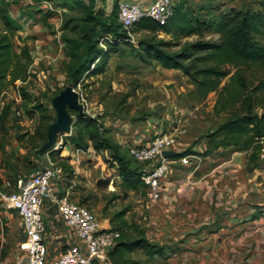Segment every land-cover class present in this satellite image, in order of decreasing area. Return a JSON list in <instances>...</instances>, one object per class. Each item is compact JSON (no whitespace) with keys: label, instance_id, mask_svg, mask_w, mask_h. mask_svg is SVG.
Returning a JSON list of instances; mask_svg holds the SVG:
<instances>
[{"label":"rangeland","instance_id":"1","mask_svg":"<svg viewBox=\"0 0 264 264\" xmlns=\"http://www.w3.org/2000/svg\"><path fill=\"white\" fill-rule=\"evenodd\" d=\"M2 1L0 0V3ZM7 1L11 6L10 12L17 18L20 27L14 32L15 49L22 58V64H27V80H17L4 94V101L12 107L4 120L0 119V188L11 192L16 188V180L29 176L39 166V159L34 158V150L41 140H32V135L36 133L42 120L38 111L29 112V109L40 103L46 106L57 91L71 83L67 73L72 59L70 52L74 50L81 54L84 51L79 43L82 41V4L87 0H81L80 3L69 0ZM184 1L194 15L200 16L201 19L212 17L219 12H227L232 7H261L264 3V0ZM101 7L109 13L114 8V2L107 4L99 0L97 8ZM135 38L136 47L142 39L157 38L170 41L168 49L178 52L184 46L197 41L216 40L219 34L205 27L199 34L185 37L137 30ZM256 38L264 45V28L256 34ZM124 47V51L110 56L104 74L85 78L75 87L87 111L93 115L99 114L100 120L109 129L115 141H123L128 157H131L129 147L137 143L130 139L131 132L126 134L120 129L135 128L143 142L160 132L173 133L181 151H205L210 134L236 113L244 96L240 94V101L227 103L226 109L222 107V103L226 101L228 93L224 94L221 101L218 92H212L205 99H199L195 94L194 85L183 71L165 68L157 62L147 63L135 56L128 46ZM228 67L232 72L236 71V68ZM241 70L247 76L249 85L253 82L254 85L257 84V80H254L258 76L257 65ZM230 81L227 77L222 85ZM236 84L237 82L231 84V91L235 89ZM22 89L26 91V97ZM254 102L257 105L256 110L263 113L264 94L258 93ZM3 104L4 102L1 103ZM46 114V123L53 122L56 110L49 108ZM71 115L72 131L76 115L73 112ZM116 132L127 136L124 140L117 138ZM60 139L58 146L65 144L66 136ZM220 149L214 154H234L225 148ZM250 153L252 151L242 153L247 159L243 176L247 191H250L249 196L244 197L235 208L232 205H221L220 208L217 207L218 210L211 209L212 214L217 215L215 220L221 219L220 223L227 217L235 222L228 226L216 223L207 227L203 233L188 235L187 241L169 244L177 257L168 255L153 259L143 250H138L131 256L140 264H263L264 163L260 159L250 161ZM43 157L45 158V155ZM109 158L107 151L99 152V155L90 152L80 157L77 166L81 168L84 176L78 175L70 194L75 198L73 200L96 211L99 218L111 219L121 213L120 219L124 225L120 224L118 219L114 220L112 225H121L125 238L138 237L142 230L148 231L153 227L150 223L152 219L145 212V191L143 187L138 190L127 189L118 177L117 167H112L109 163ZM135 163L144 169L145 165ZM203 169L204 163L191 178L188 183L190 186L196 187L206 179V176L202 175ZM249 178L255 181L249 183ZM185 179L187 181V176ZM7 180H10L11 185L5 187ZM67 183L66 181L65 185ZM225 207L228 208L223 209ZM6 211L14 212L15 220L18 218L16 212L5 208L0 200V241L9 253L22 239L23 233L16 228L15 222L6 216ZM255 215L260 218L254 220ZM109 226V221L103 225L106 228Z\"/></svg>","mask_w":264,"mask_h":264},{"label":"trees","instance_id":"2","mask_svg":"<svg viewBox=\"0 0 264 264\" xmlns=\"http://www.w3.org/2000/svg\"><path fill=\"white\" fill-rule=\"evenodd\" d=\"M66 1L82 2L81 0ZM118 4L119 2H115L113 10L107 13L102 7L97 8L96 0L83 2L82 41L79 44L84 51L81 54L74 50L70 52L72 59L67 72L69 81L76 87L85 78L104 74L110 56L124 51V46H128L135 56L147 63L157 62L165 68L183 71L190 78L199 99H205L210 93L218 92L221 101L224 94L228 93L226 101L222 103V107L226 109L227 103L238 102L240 94L244 96L243 100H239L241 106L236 113L210 134L205 151L186 149L177 152L171 156L172 158L188 154L208 156L220 148H232L237 151H252L250 161L259 160L258 141L264 137V112L260 113L256 110L254 97L258 93L264 94V45L257 40L256 34L264 28V3L261 7L257 5L240 9L232 7L227 12H219L212 17L201 19L200 16L194 15L184 0H174V14L164 25L158 24L149 17H144L131 30L134 34L138 30L185 37L199 34L205 27L219 34L216 40L197 41L184 46L178 52L168 49L171 45L170 41L157 38L142 39L136 47L130 42L127 30L118 19ZM10 9L9 1L3 0L0 3V119L2 121L12 107L3 99L8 87L15 84L17 80H27V64H22V58L15 49L14 32L20 27ZM253 65L259 67L258 76L254 78L257 84L254 85L253 82L249 85L247 76L241 69H249ZM228 66L236 68V71L232 72ZM227 77L231 80L230 83L222 85ZM233 82L237 84L231 91L230 86ZM22 90L26 97V91ZM59 92L57 91L55 96ZM51 100L46 106L40 103L29 109V112L38 111L42 120L36 133L32 135V140H41L34 150V156L40 160L39 166L42 164L45 153H40L38 149L47 140L48 128L52 123H46L47 110L54 108ZM2 102H4L3 105H1ZM71 112L76 115L73 130L63 136H66L77 149L86 151L92 146L97 151L109 152L108 161L112 167H117L123 185L134 190L143 187L141 176L144 171L135 163L138 161L131 155V157L127 156L123 145L115 141L105 125L100 126L103 122L99 114L93 117L88 114L80 115L73 109H70ZM56 118L57 116L54 121ZM61 152L62 147L52 148L48 155L63 174L70 177L73 170L72 165L69 159L61 156ZM120 214H116L115 218L124 225ZM120 226L117 228L121 229L122 226ZM138 250H143L149 256L165 255V247L151 243L143 234L129 238H125L122 234V239L114 247L110 256L116 264H140L131 259V255ZM6 255L7 251L0 241V256Z\"/></svg>","mask_w":264,"mask_h":264},{"label":"built area","instance_id":"3","mask_svg":"<svg viewBox=\"0 0 264 264\" xmlns=\"http://www.w3.org/2000/svg\"><path fill=\"white\" fill-rule=\"evenodd\" d=\"M173 14L174 0H153L148 6L140 1H119L118 4V19L133 44H136V38L131 30L142 18L149 17L164 25ZM85 111L95 116L86 107ZM258 142L259 159L264 161V137ZM164 150L181 151L173 133L160 132L141 144L129 147L130 155L139 163L147 165L141 178L153 201L160 200L162 181L173 174L177 166L189 169V183L204 161V156L199 154L165 157L162 154ZM43 161L44 165H40L35 172L20 177L13 191L0 188V200L5 208L16 212L24 233V238L15 244L11 252L4 257L0 256V264H111L110 253L122 239L121 229L115 226L103 227L93 209L73 200L69 192L59 194L56 181L60 179L62 171L48 154ZM10 185V180L5 181V187ZM47 200L51 201L53 215L59 224L55 226L51 237L43 215V206Z\"/></svg>","mask_w":264,"mask_h":264},{"label":"crops","instance_id":"4","mask_svg":"<svg viewBox=\"0 0 264 264\" xmlns=\"http://www.w3.org/2000/svg\"><path fill=\"white\" fill-rule=\"evenodd\" d=\"M96 1L98 4L99 0ZM102 1H105L107 4H109L110 2L115 3L119 1H140L145 6H148L153 0ZM115 126L118 127L117 125ZM120 130H123L126 134L128 132H131L132 136L130 137V139L137 143L135 145L143 143V138L137 135L138 131L135 130V128ZM126 136L127 135H123L119 132H116L117 138H122L124 140ZM68 141V138H66V141L64 142L65 144L62 146H58L62 147L61 156L69 159V162L72 165L73 169L70 177L65 176L62 172L60 179L56 181L57 192L62 195L66 192L71 193L70 189L75 186V182L78 179V175L84 176L81 171V168L77 166L80 157L90 152H96V154L98 155L99 152H103L95 150L92 146L89 147L86 151L77 149L70 141V145H68ZM119 143L123 145V141H119ZM225 150L233 151L234 154L231 153L233 154L232 156H227L223 153L214 154L217 152L216 150L212 154L204 156L205 162L203 161L204 171L202 172V175L206 176V179L201 181L200 184L196 187L190 186V184H188L185 179V177L187 176H185V174L189 173V169L186 166H177L174 169V173L169 175L166 179L162 181V197L160 198V200H151L147 194L145 187L143 186L147 197V205L145 212H147L150 218L152 219L150 223L153 227L148 231L147 229H145V231L142 230L141 234H143V236L147 238L151 243L157 244L160 247H165V255H148L149 258L156 259L160 257H166L168 255L177 257L173 247L169 246V244H174L176 241H187L189 239L188 235L194 236V234L203 233L207 227L213 224L216 225V223H219V225L224 224L228 226L231 224V222H235L234 219L227 217L224 222L220 223L221 219L219 218V221L215 220L217 215L212 214L211 212L212 208H220L221 205H232L233 208H235L239 206L240 202L243 200L244 197H247L250 194V191H247V184L245 182V177L243 176L244 168L247 166V159L242 155V153H244L245 151H237L233 150L232 148H227ZM37 162L39 163L40 160H37ZM143 165H145L144 169L142 167L141 168L144 171L147 165ZM118 177L120 178L119 175ZM66 181L68 182L66 184L68 186L65 185ZM254 181L255 180H253L252 178H249L248 180L249 183H252ZM226 208L228 207H225L223 209ZM53 214V205L51 201L47 200L45 205L43 206V215L48 225V234L50 235V237L53 235V230L55 229V226L57 227L59 225ZM6 216H8V218L12 222H15L16 228H19L23 233V227L19 217H16L15 220V213L9 211H6ZM97 216L99 218L98 214ZM253 218L254 220H257L260 218V216L255 215ZM99 219L102 225H104L106 221H109L110 226H113L112 223H114V220H117L116 218ZM22 238H24V233ZM193 238L194 237H192V239ZM131 259L135 260L132 256ZM110 260L111 264H116L112 260V258Z\"/></svg>","mask_w":264,"mask_h":264},{"label":"water","instance_id":"5","mask_svg":"<svg viewBox=\"0 0 264 264\" xmlns=\"http://www.w3.org/2000/svg\"><path fill=\"white\" fill-rule=\"evenodd\" d=\"M51 103L56 110V120L53 121L48 128L47 140L41 146L38 151L40 153L48 154V152L55 148V145L60 136L68 133L72 129V115L70 109L77 111L80 115L87 114L83 103L80 101V95L76 91L73 83L66 85L56 96L51 100ZM100 123V126H103ZM177 152L174 150H164L162 152L163 156L171 157ZM44 165V161L42 164Z\"/></svg>","mask_w":264,"mask_h":264}]
</instances>
